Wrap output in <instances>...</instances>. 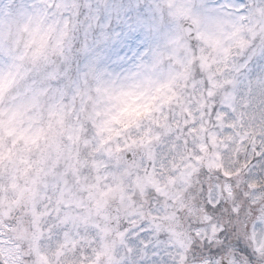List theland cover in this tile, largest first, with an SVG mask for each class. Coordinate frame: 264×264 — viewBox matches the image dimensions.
<instances>
[{
	"label": "clouds",
	"instance_id": "9594fccd",
	"mask_svg": "<svg viewBox=\"0 0 264 264\" xmlns=\"http://www.w3.org/2000/svg\"><path fill=\"white\" fill-rule=\"evenodd\" d=\"M0 264H264V0H0Z\"/></svg>",
	"mask_w": 264,
	"mask_h": 264
}]
</instances>
